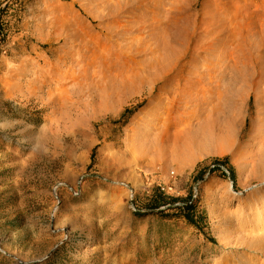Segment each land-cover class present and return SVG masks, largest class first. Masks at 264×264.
<instances>
[{"label":"rangeland","instance_id":"obj_1","mask_svg":"<svg viewBox=\"0 0 264 264\" xmlns=\"http://www.w3.org/2000/svg\"><path fill=\"white\" fill-rule=\"evenodd\" d=\"M119 1L124 8L115 13ZM194 1L174 18L188 26L190 16L207 49L224 37L196 22L205 0L196 14L185 10ZM137 2L0 0V264H264L256 242L264 244V135L254 130L264 97L254 94L228 128H212L207 104L184 97L193 89L171 109L179 89L197 81L182 76L187 61L152 93L135 90L129 81L151 49L114 33L119 26L133 33L142 13L164 16L163 2ZM67 31L88 35L90 46L58 50ZM59 67L76 72L74 81L32 86ZM132 140L148 152L136 164H129ZM216 164L226 176L211 171ZM190 200L198 227L178 209Z\"/></svg>","mask_w":264,"mask_h":264},{"label":"bare ground","instance_id":"obj_2","mask_svg":"<svg viewBox=\"0 0 264 264\" xmlns=\"http://www.w3.org/2000/svg\"><path fill=\"white\" fill-rule=\"evenodd\" d=\"M136 1H139L137 4L140 5L147 0ZM159 1L163 2L164 7L161 12L164 13V16L158 17L142 13L132 22L141 25L133 33H129L124 26H119L114 33L115 37L119 38H124L128 34L136 35L137 39L131 42L130 45L135 46L134 43L136 42L138 47H145V51L151 49L149 53L151 57L147 60L148 64L143 65L142 70L134 74L129 82L135 86V90L141 89L146 93L148 91L152 93L157 84L167 81V78L174 73L182 61H187L183 66L187 69V73L182 76L190 79L197 78V81H188L179 89V93H176L174 97L176 100H173L171 109L175 111L181 107L183 102L182 97H179L181 92H184L185 89H193L190 94L187 93L184 96L187 103L193 104L195 100L200 102L202 100L209 107H207L206 112L208 113V119L211 121V127L228 128L232 114L244 111L247 107V101H251L254 94L257 101L262 100L264 97V18H262V24L256 25V19L259 22V18L264 17V0H215L220 1V4L215 5L216 8L212 5V0H205L206 4L203 6L201 14L203 21L196 18V22L205 25L209 35L224 37L214 36L207 42L209 44L207 49H203L198 44V40L202 37L198 38L199 35L195 33V22H192L189 26L190 16L183 17L188 26L177 22L182 18L178 20L174 18V14H181L184 4L190 2V0H177L178 5L176 7L168 4L167 0ZM245 4L253 5L254 9L247 7ZM199 5L200 0H195L185 10L196 14ZM123 8L124 6L119 1L118 5L113 7V10L117 13V11H123ZM155 10L157 11L158 7H155ZM150 20L151 23H148ZM219 23L223 24L218 27L221 30L217 32L215 31L217 28L214 27ZM229 39L232 40L233 45L228 48L226 45ZM58 40L61 44L58 50L66 49L67 46H69V49L78 46L82 50H86L90 46L88 35L71 31L59 34ZM204 55L208 58L211 57L210 63L205 60ZM55 61L56 59L46 60L45 64L51 66ZM200 74L203 76H200ZM51 77H56L58 81L62 79L74 81L76 72H62L60 67L49 69L43 74L42 79L41 76L35 79L32 86L42 84L43 80ZM254 81H257V83ZM51 100L52 98L48 99L47 102ZM56 101L54 108L60 105V101ZM214 102L217 103L213 105ZM239 102L240 104H238ZM259 113L261 118L258 119L259 123L254 130L258 133L259 139H262L264 135V104ZM246 114L247 118L252 116L251 113L246 112ZM242 122H244V119H242ZM168 126L165 125V127ZM242 130H244V127ZM222 132L229 131L223 130ZM137 144V141L134 140L128 143L130 157L132 158L129 164H136L137 158L146 157L148 154L147 151L143 154L142 151L139 152L144 142ZM156 151H158L157 148ZM152 160L158 161V156L154 155ZM109 199L111 200L112 196ZM103 201L104 197L99 196L98 202ZM256 242L264 245L259 238L256 239Z\"/></svg>","mask_w":264,"mask_h":264},{"label":"trees","instance_id":"obj_3","mask_svg":"<svg viewBox=\"0 0 264 264\" xmlns=\"http://www.w3.org/2000/svg\"><path fill=\"white\" fill-rule=\"evenodd\" d=\"M222 164H227L226 161H223ZM222 164H216L214 169H212V172L220 173L223 176H226L227 174L222 170ZM225 166V165H224ZM227 166V165H226ZM228 168V174L231 178H233L234 181V175H232V171L229 167ZM162 194V193H160ZM173 202L176 201V199H171ZM176 203V202H175ZM178 209L181 211L182 217L187 221L188 224L198 227L200 224V215L198 214V211L196 210L195 202L191 201L184 206L178 207Z\"/></svg>","mask_w":264,"mask_h":264},{"label":"built area","instance_id":"obj_4","mask_svg":"<svg viewBox=\"0 0 264 264\" xmlns=\"http://www.w3.org/2000/svg\"><path fill=\"white\" fill-rule=\"evenodd\" d=\"M214 167H215V165H213V166L211 167V169H214Z\"/></svg>","mask_w":264,"mask_h":264}]
</instances>
